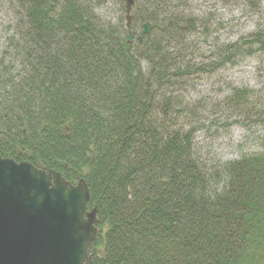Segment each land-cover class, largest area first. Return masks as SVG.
Listing matches in <instances>:
<instances>
[{"label":"trees","instance_id":"1","mask_svg":"<svg viewBox=\"0 0 264 264\" xmlns=\"http://www.w3.org/2000/svg\"><path fill=\"white\" fill-rule=\"evenodd\" d=\"M0 2L15 12L0 51V157L85 180L92 264H264V138L237 160L198 154L202 117L184 93L209 68L188 60L186 2L135 0L129 27L89 0ZM245 43L264 50V33Z\"/></svg>","mask_w":264,"mask_h":264},{"label":"rangeland","instance_id":"2","mask_svg":"<svg viewBox=\"0 0 264 264\" xmlns=\"http://www.w3.org/2000/svg\"><path fill=\"white\" fill-rule=\"evenodd\" d=\"M183 1L187 5L181 14L197 21V29L183 39L188 54L190 47H194L188 60L195 66L209 68L190 76L189 88L184 93L185 101L195 104L196 113L202 117L203 126L195 135L198 154L204 160L224 163L257 153L264 138V50L245 42L258 30L264 33V0H253L260 6L255 13L249 0ZM89 2L102 21L125 25L122 0ZM11 8L0 2V51L4 48V37L11 33L6 29L15 13ZM226 45L230 48L226 56L234 54V57L216 67ZM237 47L243 50L234 52ZM249 50L253 53L247 54ZM242 89L250 92L242 103H224L233 90Z\"/></svg>","mask_w":264,"mask_h":264},{"label":"water","instance_id":"3","mask_svg":"<svg viewBox=\"0 0 264 264\" xmlns=\"http://www.w3.org/2000/svg\"><path fill=\"white\" fill-rule=\"evenodd\" d=\"M126 26L135 0H122ZM152 25L143 24L142 34ZM84 179L0 157V264H92L96 209Z\"/></svg>","mask_w":264,"mask_h":264},{"label":"flooded vegetation","instance_id":"4","mask_svg":"<svg viewBox=\"0 0 264 264\" xmlns=\"http://www.w3.org/2000/svg\"><path fill=\"white\" fill-rule=\"evenodd\" d=\"M91 247V246H90ZM90 253H91V251H90ZM92 254H93V251H92Z\"/></svg>","mask_w":264,"mask_h":264}]
</instances>
